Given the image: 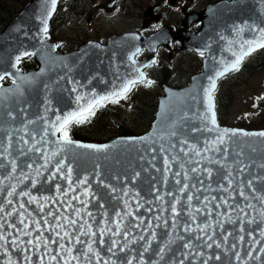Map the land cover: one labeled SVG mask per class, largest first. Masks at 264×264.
Wrapping results in <instances>:
<instances>
[{
	"label": "snow or ice",
	"instance_id": "obj_1",
	"mask_svg": "<svg viewBox=\"0 0 264 264\" xmlns=\"http://www.w3.org/2000/svg\"><path fill=\"white\" fill-rule=\"evenodd\" d=\"M44 3L41 43L48 38V21L58 0ZM232 32L237 39H221L234 59L208 57L221 67L206 77L204 111L195 117L199 125L187 127L194 117L185 112L183 124L173 122L140 140L122 141L142 144L147 163L161 173L159 183L147 191L137 187L140 171L129 166L130 176L106 173L98 155L91 171H81L76 161L85 153L72 152L73 146L106 154L114 145L78 143L70 135L74 124L89 120L105 102L126 99L137 83L150 86L140 67L134 78L113 85L106 95L84 92L86 85L60 76L75 93V110L61 114L49 101L42 113L19 124L16 112L26 108L14 111L13 104L24 96V85L35 80L22 74L19 65L37 53L19 52L11 64L15 72L0 68V264H220L224 257L227 264H264V188L256 186L264 184V174L249 175L254 167L264 169V161L245 158L243 148L232 147L233 137L264 138V131L221 129L214 103L218 78L239 71L247 56L264 49V21L234 25ZM140 52L137 47L128 56L132 65ZM198 54L205 57V50ZM62 67L71 71L67 64ZM6 78L12 87H4ZM189 95L199 109V94ZM157 153L162 167L155 164ZM97 188L107 190L106 198Z\"/></svg>",
	"mask_w": 264,
	"mask_h": 264
},
{
	"label": "water",
	"instance_id": "obj_2",
	"mask_svg": "<svg viewBox=\"0 0 264 264\" xmlns=\"http://www.w3.org/2000/svg\"><path fill=\"white\" fill-rule=\"evenodd\" d=\"M62 0H58L56 10L48 21V32L50 24L53 20L59 4ZM46 7L44 0H30L24 9L14 17L2 33H0V68L9 72H15L11 67L14 58L19 52L23 50L36 51L33 56L36 62V68L29 72H22L23 74L35 77L34 82L25 84V94L19 98L18 104H13V110L20 107L26 108L24 113L16 112V124L21 123L22 119H34L38 114L44 111V106L50 101V107L61 114L67 111L75 110L76 101L74 99L75 93H71L68 89L71 84L67 80H60V76H70L71 78L79 81L81 84L86 85L82 91L88 92L89 90L96 91L99 95H106L113 90V85H119L126 79H131L136 76L135 68L140 67L141 70L146 69V65H151L157 48L159 46L168 47L169 43L180 41L184 50L192 49L199 53L205 50L206 58L203 60V70L200 74L194 75L188 85L183 89H173L168 84L170 77L169 70L165 69L162 75L163 81L160 84V89L163 95L158 98V105L156 109L155 119L152 123L151 129L141 136H121L102 144H93L97 146L114 145L106 154H95L87 152L84 149H76L74 146L72 152L85 153L80 156L76 161L81 171H91L94 165V157L99 156V162L103 165L106 173L117 172L121 175H131L129 166L141 172L140 180L137 187L147 191L153 183H159L161 173L157 172L152 165L147 163L148 156L145 155L140 149L142 144L122 143V141L140 140L145 136L152 135L154 130H166L171 123L179 122L184 123L183 113H188L194 119L187 124V127L199 125V119H195L197 112L203 113V87L208 83L207 76L214 74L215 70L221 66L218 63H213L208 59L209 56L215 57L217 61L221 58L226 61L234 59L230 46L221 36L228 39H237L232 32L234 25H242L243 23L255 22L260 24L264 21V4L260 0H233L222 1L217 4L209 6L202 15L184 21L186 28L172 33L169 27H163L155 34L143 39L139 32L126 33L120 36L111 37L106 45H101L99 42L89 41L84 43L77 51L68 54H60L57 48L53 49L56 43L46 39L43 43L40 40V31L42 25L40 24L39 17L43 14ZM162 16H155L152 8H149L145 13V20L142 28L157 27L161 21ZM202 23V27L198 33H189L188 28L192 24ZM133 36H139V39H132ZM247 38H251L250 34L246 33ZM99 45V47H96ZM210 45V48L208 47ZM139 47L147 49L149 55L144 57L141 61H136L132 65L128 60V56ZM155 49V51H153ZM260 50V49H257ZM256 50V51H257ZM255 52V51H254ZM30 56L24 57L26 59ZM22 59V60H23ZM135 59V57H134ZM245 60V59H244ZM243 60V61H244ZM242 61V62H243ZM67 64L71 71L62 65ZM207 64V66H206ZM233 71H230L231 73ZM41 73V77L37 79ZM229 73L225 74L228 75ZM224 77V76H223ZM220 77L217 80L218 88ZM91 80V84L88 81ZM36 81V82H35ZM6 87V86H4ZM8 87H12L8 86ZM7 88V87H6ZM118 90V88H117ZM193 96L199 94L200 107L199 109L193 104L189 94ZM25 101V102H24ZM214 103L216 112V100L214 92ZM51 115V113H50ZM216 120L217 113H216ZM221 129H228L230 131L258 133L260 131H248L242 129H233L223 127L218 123ZM163 134V133H161ZM210 135L208 133H195V137ZM190 138H193L190 135ZM232 147L239 150L243 148L245 158L255 159L257 163L264 161V138L259 137H244L237 136L232 138ZM253 149L255 151H253ZM72 153H69L71 156ZM145 155L144 160H140V156ZM157 160L155 164L157 167H162V161L159 158L160 154L157 153ZM107 156V159H105ZM264 174V169L254 167L249 174L250 176ZM248 178V177H246ZM257 188H264V184L257 182ZM101 197L107 196V190L97 188ZM247 246H245V251ZM106 254V253H105ZM18 258L19 253H14ZM223 255V254H222ZM0 259H3L0 256ZM228 257H224L220 264H227ZM212 264H217L213 261Z\"/></svg>",
	"mask_w": 264,
	"mask_h": 264
},
{
	"label": "rangeland",
	"instance_id": "obj_3",
	"mask_svg": "<svg viewBox=\"0 0 264 264\" xmlns=\"http://www.w3.org/2000/svg\"><path fill=\"white\" fill-rule=\"evenodd\" d=\"M25 1L26 0H21V4L18 5V9H16V4L14 0H12V3H9L11 9L12 7L16 9L17 11L16 15H18V13L25 7L24 5H22ZM62 1H66V3H68V0H62ZM62 1L59 6L60 11H58L54 16V19L56 20L52 21V27H50L52 31H55V37H54V33L50 34L52 32L50 31L48 35H50L51 38L48 37V39L52 41V37H54L53 41L57 42L59 45H60V40L65 41L64 46H67L70 50L77 51L80 48V45H83L88 40L96 39V41H100V43L104 41V44H106V39H110V36L112 35H116V34L124 35L128 32L132 33V31L134 32L141 31L142 18L140 19V17H138V21H134V19H136V13H138V7H140L139 3L138 5H136V0H132V5H130V3H126V1L124 0H121L120 5H118V7H116V3H118V0H110L112 1V3L111 2L109 3V0H84L83 6L82 7L80 6V8L78 9V14L75 11L73 14L70 15H69V11L72 7V0H70V5L65 4L64 6L62 4ZM88 1H90V5H88ZM114 1H116V3H114ZM154 1H155L154 4L161 3L160 0H154ZM165 1L168 4L170 10H172L174 7H171L170 3H168L167 0ZM183 1L184 3H186V5L188 3H190L191 5L192 1L196 3V5H193L192 8H196L198 6V3H200V5H203L204 1H206V7H204L203 10L204 12L209 6L214 5V3L216 4L218 3V0H214V1L183 0ZM222 1L224 0H220V2ZM144 2L147 4L144 6L145 3H142L143 8L140 7V13H142V9L144 10V12L145 11L147 12V10L150 7H153L154 5V4L151 5V0H144ZM124 3H126V5H130V9H128V19H126V17L124 18L126 19V21H122V20L118 21V19L116 18L112 19V15H110L109 13L108 6H110L111 9L112 7L122 8L124 6ZM174 3L175 1L172 0V5H174ZM134 5H136V13H134ZM180 5H182V1L180 0L176 1L175 11L177 9L180 10ZM14 9H12V12H14ZM81 9H82V15H84V13H86V15L79 16ZM107 9H108V13L106 12ZM132 13H134V19H132ZM140 13H138V15H140ZM16 15L14 17H16ZM170 15H172V13ZM170 15L168 19H166L165 23L163 21L164 23L163 26L170 27L171 31L172 29H176V27H180V25H182V27H184L185 29L186 25L184 21H186V19L189 20L190 17H192V15H194V18H196L199 15H202V17L205 16V14L202 12L194 13V11H191L190 15L187 18L182 17V19H184V21H182V19H176L178 15H181L178 12L172 15V19H170ZM110 19H112V21H110ZM130 19H132V21H130ZM160 19H162V17ZM174 19H176V21H182V23L174 27V24L176 23ZM114 21H116V23H114ZM8 24L6 25V27L8 26ZM182 27H180V29H182ZM189 27H190V31H188L189 33H192V31H194V33H198L202 26L198 27V24H192ZM196 27H198V29H196ZM5 28L2 31H4ZM160 29H162V27H160ZM160 29H158V31ZM180 29H178V31H180ZM2 31L0 33H2ZM147 32L148 33L144 34V36H149L153 31L148 30ZM176 32L177 31H172V33H176ZM98 36H102V37L98 39ZM104 37H106V39H104ZM180 45H182L181 42L180 44L178 43V46L174 45V47L172 48L173 51L172 49H170V47L168 49H166L163 46H160L162 47V49L158 47L159 48L158 53H162V55H158V53L156 54L157 58L160 59V63L157 62L158 67H156V65L152 67V73H154V69H156V79H152V75H150V80L152 81V84L150 86L145 85L146 93L144 90L138 91V93H140L139 97H137L138 94L135 96L132 95L129 98L120 99L118 103L112 104V108L117 106L119 107L118 108L119 111L124 112L121 114V121L117 120L118 122L130 123L131 124L130 127L136 126V128L138 127V125H140V131H138V133L141 132L144 133V131H146V129L149 128L147 127L144 131H142V127H146V124L144 126L143 119L142 121H140L141 118H139L140 114L138 113V111L140 112L143 111V107L144 109L146 108L147 110V108H149V105L151 104L156 105V109H157L158 103H154V99L157 100L158 96L161 97L163 92L162 93H160V91L155 92L154 89H158L156 85H158L160 81H163V79H160V81H158V77H162L163 75V73L162 75H158V73L162 71V69H160L162 65L164 69H168V67H171L172 71H169L168 73H170V77L176 76V81H174V79H170L169 77L168 84L169 86L173 85L174 87L172 88H176V89H180V85H182V88L185 87L186 85H188L191 78L195 74L197 75L202 72L204 59L202 58V64H200V56L198 53L194 55L195 52L191 50L192 55H190L189 49L184 50L182 47H180ZM59 50L62 53L70 52L68 51V49H66V51H63L61 47H59ZM168 51H172V53H169ZM186 51H188V53H186ZM250 59H252V57H250ZM248 62L249 61L247 60L246 63ZM260 67L261 68L259 70L255 69L254 71H252L251 77L248 79V81H240V83H242L240 85H237V83L232 82L234 84L230 83L229 85L226 86L225 91L221 92L224 93V97H226V100H228V97H231L232 100L230 112L228 111L229 113L227 112L228 114H226V119L228 123H230V127H234V125L245 126L248 123L254 122L253 126L258 127V130L264 129V63ZM21 68L24 70V65H22ZM33 68L34 65H32V69ZM28 69L30 68L26 67L27 71ZM147 73H150V70H148ZM40 77H41V73L38 75L37 79ZM8 81L10 80L6 79V85L10 84L8 83ZM170 81H174L173 84L170 83ZM230 86L232 87L229 88ZM140 89H144V87H140ZM156 93H160V94L156 95ZM110 104H111L110 102H108L107 104L105 103L104 107L107 106L110 107ZM228 105L230 104L228 103ZM216 107H217V99H216ZM156 109H154L155 114H156ZM137 113H138V122H136ZM84 123H88V122L86 121ZM126 123L125 126H128ZM101 125L102 127H105L107 131H114V133H120L121 131V129H118V125L111 118L108 119L106 118L103 122L102 121L99 122V124L96 127L97 131H98V127H100ZM249 127L250 125H248V128ZM244 129H246V127ZM134 134H136V132L132 133V136H134ZM136 136H141V135L138 134ZM72 139L74 140V138ZM90 140L96 141V139L94 138ZM78 141L82 142V140H78ZM90 143L94 144V142H90Z\"/></svg>",
	"mask_w": 264,
	"mask_h": 264
},
{
	"label": "trees",
	"instance_id": "obj_4",
	"mask_svg": "<svg viewBox=\"0 0 264 264\" xmlns=\"http://www.w3.org/2000/svg\"><path fill=\"white\" fill-rule=\"evenodd\" d=\"M14 1L16 4V9H18V5L21 4V0H14ZM9 3H12V0H0V32L6 27V25L14 18V16L17 13L14 7H12V9H14V12H12V9ZM27 3H28V0H26L22 5L25 6ZM52 33L53 31L50 34ZM49 37L51 38L50 35ZM53 39L54 37H52V40ZM61 48L64 51H66V49L70 51V49L67 46H64V44L61 45ZM263 63H264V50L258 52L251 62L246 63V65L248 66L244 69V71H242L241 73H234L232 76H230L231 78H225L223 81H221V84L216 93L217 95L216 96L217 115H218V120L220 123H222L223 125H229L226 119V114L230 112V107L232 104L231 97H228V100H226V97H224V93H221V92L225 91L226 86L232 82L237 83V85H240L242 84L240 83V81H247L251 77L252 71H254L255 69L259 70L261 68L260 66H262ZM22 65L30 68L32 67V65H34V61L30 59V60L23 62ZM174 80L176 81V78H174ZM180 87H182V85H180ZM231 87L232 86H230L229 88ZM154 91L156 92L159 90L154 89ZM157 94L158 93H156V95ZM154 103H156V99H154ZM228 103L230 105H228ZM118 108L119 107L117 106H115L114 108H112V106L107 107V108L104 106H99L95 111V115L92 116L89 120H87L88 123L74 124L72 126L71 132H70L71 137L77 140L85 141V142L104 143V142L110 141L117 135H121V134L122 135H132V133L134 132H136V134L134 135L143 134L142 132L138 133V131H140V125H138L137 128L136 126L130 127L131 125L130 123L125 122L128 125V126H125V123L117 121V120L121 121V114L124 113V112L119 111ZM154 109H156V105L151 104L149 105V108H147V110L146 108L144 109L143 107V111L141 112L138 111V113L140 114L139 118H141L140 121H142L143 119L144 126L146 124V127H142V131H144L147 127L150 128L151 123L153 122L152 120H153L154 114H155ZM138 113L136 115V122H138ZM106 118L113 119V121L118 125V129H121L120 133H114V131H107L105 127H102V125L98 127V131H97L96 127L99 124V122L101 121L103 122ZM248 125H250L249 128H248ZM253 125H254V122L248 123L245 126H237V127L239 128L246 127V129H250V130L258 129V127H254ZM148 129H146V131ZM92 138L96 139V141H91L90 139Z\"/></svg>",
	"mask_w": 264,
	"mask_h": 264
},
{
	"label": "flooded vegetation",
	"instance_id": "obj_5",
	"mask_svg": "<svg viewBox=\"0 0 264 264\" xmlns=\"http://www.w3.org/2000/svg\"><path fill=\"white\" fill-rule=\"evenodd\" d=\"M124 1H126V3H130V5H132V0H124ZM167 1H168V3H170V0H167ZM174 1H175L174 6H172V4L170 3L171 7H174L172 10H170V8H169V6L165 0H160L161 3H155L157 5L154 4V2H155L154 0H151V5L154 4L153 7H151L154 14L162 15V21H164V23L166 22V19H168L169 15L171 13H172V15H174L176 12H178L181 15H178V17H176V19H182V17L187 18L190 15L191 11H194V13L203 12L204 7H206V1H204L203 5H200V3H198V6L196 8H192L193 5H196V3H194L192 1L191 5H190V3H188L186 5V3H184L183 0H180V1H182V5H180V10L177 9L175 11L176 1H178V0H174ZM186 1H188V0H186ZM200 1H202V0H200ZM212 1H214V0H212ZM218 1H220V0H218ZM83 2H84V0H72V8L69 11V15L73 14L75 11L78 14V9L80 8V6L81 7L83 6ZM110 2L112 3V1L109 0V3ZM120 2H121V0H118V3H116V1H114V3H116V7H118V5H120ZM68 3L70 4V0H68ZM126 3H124V6L122 8L112 7V9H111L110 6H108L109 13H110V15H112V19L116 18V19H118V21H121V20L126 21V19H128V9H130V5H126ZM138 3L140 4V7H142V3H145V2H144V0H136V5H138ZM92 4H94V3H92ZM146 4L147 3H145L144 6ZM85 5H86V3H85ZM88 5H90V1H88ZM136 5H134V13H136ZM140 7H138V13H140ZM82 9H84V8H82ZM82 9H81L79 16L86 15V13H84V15H82ZM108 9L106 11L107 13H108ZM90 11H92V10H90ZM145 12L142 9V13H140V15H138V13H136V19H134V13H132V19H134V21H138V17H140V19L142 18V21H143L145 18ZM114 13H115V15H114ZM104 15H106V14H104ZM172 15H170V19H172ZM125 17H126V19H124ZM112 19H110V21H112ZM132 19H130V21H132ZM176 19H174V20L176 21ZM182 21H184V19H182ZM182 21H176V23L174 24V27H176V25H180V23H182ZM114 23H116V21H114ZM180 27H176V29H174V30L176 31V30L180 29ZM100 37H102V36H98V39H100ZM106 37H104V39H106ZM174 45L177 46L178 43H174ZM174 45H171L170 49H172L174 47ZM172 51H173V49H172ZM172 51H168V52L172 53ZM164 52H166V51H164ZM158 55H162V53H158ZM169 58H170V55H169ZM250 60L251 59H249V61ZM158 61H159L158 63H160V59H158ZM162 63H163V61H162ZM166 66H168V65H166ZM152 67H154V66H152ZM156 67H158V64L156 65ZM160 69H162V70L164 69L163 65H162V67H160ZM154 71H156V69H154ZM171 71H172V69H171ZM158 74L162 75V71H160V73H158ZM160 79H161V77H160ZM160 79H159V81H160Z\"/></svg>",
	"mask_w": 264,
	"mask_h": 264
}]
</instances>
